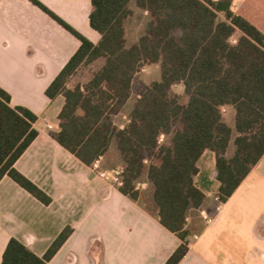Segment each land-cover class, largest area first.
I'll list each match as a JSON object with an SVG mask.
<instances>
[{
	"label": "trees",
	"instance_id": "1",
	"mask_svg": "<svg viewBox=\"0 0 264 264\" xmlns=\"http://www.w3.org/2000/svg\"><path fill=\"white\" fill-rule=\"evenodd\" d=\"M29 1L81 42L46 91L51 100L65 98L60 131L52 138L87 166L106 156L116 139L125 167L120 192L138 200L137 184L146 171L159 222L181 241L165 264H179L190 242L187 218L207 198L195 185L203 154H216L222 204L264 157V34L233 11V0H92L90 24L101 35L94 44L38 0ZM132 2L152 24L129 47ZM100 61L87 83L69 86L83 68ZM154 64L160 65V80L148 86L120 129L112 118L129 102L138 73ZM179 85L186 104L173 94ZM229 107L235 110L234 129L224 120ZM37 120L29 109L13 107L0 87V182L8 176L49 206L53 199L15 168L39 136ZM231 144L235 151L229 158ZM147 157H154L149 166ZM72 234L67 227L44 257L13 238L2 264H50Z\"/></svg>",
	"mask_w": 264,
	"mask_h": 264
},
{
	"label": "crops",
	"instance_id": "2",
	"mask_svg": "<svg viewBox=\"0 0 264 264\" xmlns=\"http://www.w3.org/2000/svg\"><path fill=\"white\" fill-rule=\"evenodd\" d=\"M38 1L94 44L101 41L90 24L92 0ZM232 9L264 34V0H233ZM80 46L29 0H0V87L11 96L13 107L27 108L38 117L39 136L15 168L53 199L45 206L10 177L1 180L0 264L11 239L44 257L67 227L73 234L50 264H165L181 241L160 224L153 187L133 200L51 136L60 131L65 98L51 100L46 91ZM135 81L126 105L132 103L130 111L117 123L120 129L151 84L135 94ZM227 111H232L235 126V110ZM116 150L111 146L103 157L102 171L123 166ZM198 169L195 185L207 198L187 218L190 242L179 264H264V157L219 211L216 154L206 151Z\"/></svg>",
	"mask_w": 264,
	"mask_h": 264
},
{
	"label": "rangeland",
	"instance_id": "3",
	"mask_svg": "<svg viewBox=\"0 0 264 264\" xmlns=\"http://www.w3.org/2000/svg\"><path fill=\"white\" fill-rule=\"evenodd\" d=\"M130 8L133 11V15L126 21V38H127V44L128 46H132L136 43H138L139 39L148 34L151 24H152V19L150 18V16L144 12L143 10L137 8L135 2H132L130 4ZM103 65V61L97 62L89 67H85L83 68L76 77L73 78V80L70 82V87L74 88L75 86H77L78 84H85L87 83L93 73L95 71H97L101 66ZM161 77V69H160V65L154 64V65H147L145 66L136 76V81H135V85H134V93H140L142 88H144L145 85H149L150 83H152L154 80H158ZM184 87L183 86H176L173 89V94L180 96L181 97V102L183 104H186L188 102V98L184 93ZM133 102V101H132ZM132 106V103L130 102V105L127 107L125 106V108L122 110V112L117 115L119 116L118 118H116L117 116H114L112 118V120L114 121V123L117 125V123H121V121H123V117L126 116L129 111L130 108ZM233 114L232 111L230 112H224V120L225 122L230 125L233 129H234V121L232 119ZM163 143V141H161V144ZM118 141L115 139L112 143V149H114V151L116 152L118 149ZM235 151V147L233 144H231L230 148H229V152H228V157L231 158V156L234 154ZM154 157H147L146 161H145V165L149 166L150 162L153 161ZM119 167H124V165L119 166ZM125 168V167H124ZM139 187H140V192L141 191H145L147 193L150 192V187H152L147 179L146 176V171L145 174L143 175V177L141 178L140 182L138 183Z\"/></svg>",
	"mask_w": 264,
	"mask_h": 264
},
{
	"label": "built area",
	"instance_id": "4",
	"mask_svg": "<svg viewBox=\"0 0 264 264\" xmlns=\"http://www.w3.org/2000/svg\"><path fill=\"white\" fill-rule=\"evenodd\" d=\"M161 141H164V136L161 137ZM103 157L98 159L92 166L95 173L101 177L102 179H105L109 181L112 185H114L116 188L120 189L124 186V174H125V168L124 167H117L110 171H102L100 169V163L102 161ZM137 190H140L139 184H137ZM215 202L217 204L216 210L219 211L221 206L223 205L219 198L215 197ZM204 219L207 221L208 224L212 223L213 219L206 213H202Z\"/></svg>",
	"mask_w": 264,
	"mask_h": 264
}]
</instances>
